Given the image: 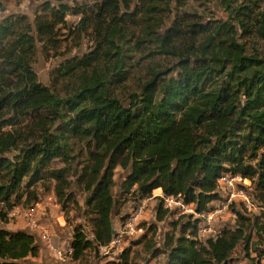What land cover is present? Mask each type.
Masks as SVG:
<instances>
[{"label":"trees","instance_id":"trees-1","mask_svg":"<svg viewBox=\"0 0 264 264\" xmlns=\"http://www.w3.org/2000/svg\"><path fill=\"white\" fill-rule=\"evenodd\" d=\"M91 1L92 5L75 7L63 0L44 1L32 22L19 13L0 20V127H9L0 128V223H6L8 211L22 197L36 202L38 183L52 182L53 194L63 208L74 199L71 186L76 183L92 235L87 239L80 225L74 227L70 245L72 259H77L87 249L107 247L114 238L111 211L116 168L125 172L122 195L145 199L160 188L159 202L162 197H180L198 213L208 211V205L221 198L217 181L223 174L239 175L253 183L259 215L237 212L234 227H219L216 236L202 243L191 237L194 230L190 237L183 232L169 236L165 243V264H228L240 242L248 251L252 233L259 239L264 235V55L247 49L236 38L234 25L251 32L254 21L255 31L264 40V13L257 19L250 15L249 5L234 7L226 1L232 23L216 27L179 14L162 32L150 28L145 33L153 35L155 49L149 57L174 58L172 68H149L138 91L121 100L109 92L93 67L90 77L72 94L59 97L38 81L32 63L37 42L44 49H57L59 31L74 32L64 19L69 11L79 15L77 31L112 49L106 55L114 59L110 62L121 76L118 81L125 79L122 65L128 56L119 42L131 0ZM157 1L151 0L143 12L154 13ZM90 60L71 61L67 67L85 72ZM173 70L167 98L159 104L154 85ZM241 94L243 106L238 103ZM69 112L76 114L64 120L61 114ZM57 118L59 122L49 131ZM78 143L82 160L76 162ZM166 211L159 210L158 222ZM193 223L197 229V220ZM155 234L152 223L142 235L150 242L149 249ZM252 250L258 251L257 247ZM6 252L11 259L0 264H25L29 257L38 256L39 246L31 233L0 226V256ZM159 252L155 249L152 255Z\"/></svg>","mask_w":264,"mask_h":264},{"label":"rangeland","instance_id":"rangeland-1","mask_svg":"<svg viewBox=\"0 0 264 264\" xmlns=\"http://www.w3.org/2000/svg\"><path fill=\"white\" fill-rule=\"evenodd\" d=\"M44 1L56 3V0H0V20L9 14L19 13L26 15L32 22L34 13L39 10V5ZM177 1L167 3L165 0H158L155 4L156 10L154 13H144L143 10L149 7L151 0H131L130 10L128 11L130 15L128 16L127 13L124 15L126 20L122 24L123 36L119 42L120 50H123L122 52L128 56V59L122 65L124 70L122 76L125 79L121 82L118 81L121 76H119L117 69L110 62L114 59L110 60L109 55H106L112 49L107 47L106 44H96L91 34L77 31L76 24L79 20V15L71 14L70 11L67 12L64 19L67 21V27L74 32L70 33L65 29L59 31L57 49H44L40 43H36V55L32 67L36 72L38 81L57 96L66 97L78 88L86 76L87 78L90 77V70L93 67H97L96 71L99 74V78L104 80L109 92L118 96L119 99L125 100L130 92L138 91L140 83L148 77L149 68L162 69L168 67L170 69L175 63L174 58H168L163 55L154 54L153 57H149V53L155 49L154 43L151 41L153 35L145 34L150 28L162 32V29L167 28L173 18L179 14L185 16L189 21L208 27H216L223 22L230 24L232 23V16L225 6L226 1H231L234 7L241 4L249 5L252 10L250 15L257 19L264 13V0ZM63 2L72 7H75L76 4L84 3L92 5L91 0H63ZM253 22H250L253 25L251 32H245L234 23L236 38L244 43L247 49L258 51L264 55V40L255 31L256 26L252 24ZM159 23H162L161 27ZM89 32L90 29H88L87 33ZM73 47L77 50L75 55L71 54ZM86 57H91V64L85 72L81 71L82 68L69 69L67 67L71 61L73 63L80 59L84 60ZM0 128L1 130H6L9 127L1 126ZM80 146V143L74 146L76 162L82 160V156L77 154V149ZM76 162L72 164L73 169L77 168ZM124 176L125 172L119 167L116 168L114 175L115 186L112 190L114 197V205L111 211L113 228L117 232L124 229L125 225H121V223L129 219L131 214H137L141 211V214L134 222V226L135 228L140 227L142 231L124 235L118 248L100 247L98 249H87L77 259H72L70 264H165L167 260L165 243L169 236L178 237L184 232L186 237H190L194 230V236L191 237L196 238L198 243L205 241L206 237L200 235L197 229L193 227L195 223L193 221L196 217L194 205L184 203L182 198L178 197L180 198L177 199L179 204L166 208L163 197L161 202H159L160 195H162L160 188V190L154 189L152 195L145 199L134 200L129 195L124 196L120 191V184ZM51 183L47 180L43 183H38L34 188L36 202L27 200L26 196L22 197L19 204L10 210L16 213L14 215L11 212L9 215L7 213L6 223H0V226L7 227L8 225L9 228L11 226L14 228L21 226L22 229L20 230L35 235L37 239L44 243L37 231H31L27 227L23 216L24 210L28 206L31 207V205L38 204L39 209L43 210L41 217L39 216L41 212L38 213L39 222L47 226L54 234L53 242L55 246L70 243L73 239V229L77 225L82 227V233L87 239H92L88 227L89 223L85 219L83 194L77 190V184L73 183L71 186V190L75 193L74 199L63 208L61 203L59 204L56 201ZM237 189L243 190L248 197V202L244 203L243 200H240L241 198L237 197V200L217 217L215 224L220 229L234 227L237 221V212L246 215H259L261 212V207L255 198V188L252 182L249 185L238 183ZM141 200L146 201L142 210H140ZM221 202H223L222 197L218 200H213L208 205L207 210L213 211L215 208L214 204H220L221 206ZM160 209H167V211L163 220L158 222L157 217ZM59 215L64 217V221L61 217H58ZM152 223L156 224V234L151 242L153 247L149 249L147 244H150V242L148 243L147 238L143 239L142 235ZM249 247L247 251L244 242H240L228 264H264V235L259 239L256 234L252 233ZM252 247H257L258 251L252 250ZM105 249L107 250L105 251ZM155 249L160 252L153 256L152 252ZM45 250L44 257L49 261L47 263L55 264L51 256L52 253L46 248ZM126 250L128 251L125 253ZM31 258L33 257L26 259L24 261L25 264H38L36 260Z\"/></svg>","mask_w":264,"mask_h":264},{"label":"built area","instance_id":"built-area-1","mask_svg":"<svg viewBox=\"0 0 264 264\" xmlns=\"http://www.w3.org/2000/svg\"><path fill=\"white\" fill-rule=\"evenodd\" d=\"M218 183V193L221 195L223 202L220 204H214V210L213 211H206V212H195L196 217L195 220L198 221L197 223V231L200 235L208 237H214L219 233V227L216 226L215 222L217 220V217L224 213L226 208L234 203V201L237 200V197L241 198L240 200H243L244 203L248 202L247 195L243 192V190L237 189V184L243 183L244 185H249L250 181L247 179H242L239 175H230V174H223L217 181ZM164 199V205L166 208H171L173 205L179 204V201L177 199H180L178 197L174 196H168L163 197ZM146 201L141 200L140 201V210L144 208ZM1 205V203H0ZM38 204H35L31 207H27L24 210V219L26 221L27 227L31 231H37L40 235V238L45 243L46 247L49 249L50 253H52V256L54 258L55 264H70L72 261V255H73V248L71 247L70 243H65L64 245L61 244V246H55L53 242V236L54 234L51 232V230L45 226L40 224L39 218H38ZM11 211L8 212V215ZM16 212H11L12 215H14ZM139 214H141V211H139L137 214H131V217L127 219L126 221H123L121 223L125 225L124 229H121L117 232H115L114 238L111 241V243L107 247L111 248H118L120 246V243L122 242V238L124 235H129L135 232L142 231L140 227L135 228L134 222L139 217ZM58 217H61L64 221V218L62 215H59ZM64 224V223H63ZM117 246V247H116ZM103 247V248H107ZM69 249L71 251H69Z\"/></svg>","mask_w":264,"mask_h":264},{"label":"clouds","instance_id":"clouds-1","mask_svg":"<svg viewBox=\"0 0 264 264\" xmlns=\"http://www.w3.org/2000/svg\"><path fill=\"white\" fill-rule=\"evenodd\" d=\"M76 52H77L76 48L73 47L71 54L75 55ZM174 76H175V70L170 72L168 74L167 78H165L164 76H161L157 79L156 85H154V88H155L156 92L158 93V95L156 96V100L159 104H163L167 98L166 92H167V87H168V78L174 77ZM161 81H163V83H161ZM149 91L151 92L152 89H149ZM244 102H245V97L243 96V94H241L238 98V103L240 104V106H243ZM75 114H76L75 112H69L66 116H64L63 114H61V115H62V118L64 120H68L71 117L75 116ZM58 122H59V118H57V121L52 123L51 127H49V131H51L55 127V124ZM93 143H95V141H93ZM173 166H175V165H173ZM26 180H27V177H25V181ZM7 227H8V225H7ZM5 239H8V238H5ZM106 250L107 249H105V251ZM12 251H16V249H12ZM69 251H71V250L69 249ZM10 259H11V253L10 252H6L3 256H0V261H3V260H9L10 261Z\"/></svg>","mask_w":264,"mask_h":264},{"label":"crops","instance_id":"crops-1","mask_svg":"<svg viewBox=\"0 0 264 264\" xmlns=\"http://www.w3.org/2000/svg\"><path fill=\"white\" fill-rule=\"evenodd\" d=\"M160 190V189H159ZM41 212V213H40ZM39 216L41 217L42 216V214H43V210H41V209H39ZM6 229H8V230H13V231H16V230H20V229H22V227L20 226V227H17V228H14V227H5ZM34 237H35V235H33ZM39 238V237H38ZM35 243L39 246V254H38V256L37 257H35V259H33V258H31L32 260H36V262H38V264H48L47 262H49V261H47L48 259H45V257H44V255H45V252L44 251H46L45 250V248L46 249H48L47 247H46V245L44 244V243H42L39 239H37L36 237H35ZM49 250V249H48ZM52 256V255H51ZM37 258V259H36ZM52 258H53V256H52ZM53 260H54V258H53Z\"/></svg>","mask_w":264,"mask_h":264},{"label":"water","instance_id":"water-1","mask_svg":"<svg viewBox=\"0 0 264 264\" xmlns=\"http://www.w3.org/2000/svg\"><path fill=\"white\" fill-rule=\"evenodd\" d=\"M112 233H114V230L112 231Z\"/></svg>","mask_w":264,"mask_h":264}]
</instances>
